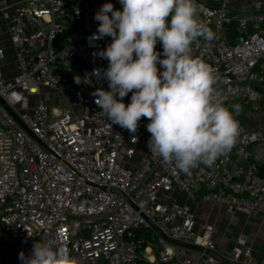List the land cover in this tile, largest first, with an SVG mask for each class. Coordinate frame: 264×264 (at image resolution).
<instances>
[{"label": "built area", "instance_id": "1", "mask_svg": "<svg viewBox=\"0 0 264 264\" xmlns=\"http://www.w3.org/2000/svg\"><path fill=\"white\" fill-rule=\"evenodd\" d=\"M225 1L195 0L198 21L213 37L198 38L192 55L216 70L225 106L240 105L241 131L231 151L190 175L149 152L146 118L133 139L94 102L98 88L110 91L107 80L90 76L108 67L94 53L112 42L89 39L98 28L94 17L105 3L122 11L119 0L14 1L7 33L16 74L4 76L0 47V98L30 134L0 105V264H22L19 253L29 256L36 242L66 246L79 264H264L242 238L228 255H217L213 228L192 230L194 213L178 200L199 198L230 213L264 216V0L234 17ZM156 50L163 53L159 42ZM44 90L64 99L62 109L36 103ZM123 102H131V93ZM244 112L252 125L240 119ZM141 215L164 237L203 251L154 239ZM141 229L152 232L150 241L135 239Z\"/></svg>", "mask_w": 264, "mask_h": 264}, {"label": "clouds", "instance_id": "2", "mask_svg": "<svg viewBox=\"0 0 264 264\" xmlns=\"http://www.w3.org/2000/svg\"><path fill=\"white\" fill-rule=\"evenodd\" d=\"M119 3L122 11L112 3L102 5L94 17L97 32L89 38H112L106 49L94 53L106 59L108 67L94 69L90 76L107 80L110 89L93 92L95 104L133 139L146 118L149 152L165 162L175 161L180 171L190 175L199 164L212 165L235 146L241 107L225 106L224 93L215 87L216 70L192 55L198 38L213 37L196 18L195 0ZM158 42L162 54L156 50ZM75 83L81 80L76 77ZM129 93L131 102L126 105L123 100ZM18 258L22 264H79L66 246L38 242L29 256L20 252Z\"/></svg>", "mask_w": 264, "mask_h": 264}, {"label": "crops", "instance_id": "3", "mask_svg": "<svg viewBox=\"0 0 264 264\" xmlns=\"http://www.w3.org/2000/svg\"><path fill=\"white\" fill-rule=\"evenodd\" d=\"M14 1L0 0V9L3 3L7 6L0 11V47L5 52V59L2 63L5 77H12L16 74V62L7 33V25L12 16L11 6ZM257 1L259 0H226L225 2L231 17H234L250 12ZM48 95L49 91L44 90L36 99V103L42 102L54 108L53 99L46 98ZM257 149L254 148L253 152L256 153ZM260 161L264 162V159L260 158ZM178 200L180 203H187L194 213V223L189 225L192 230L200 233L203 226L213 228L217 255H228L242 238V246L252 249L255 257L264 258V216L252 217L244 213H230L210 203L201 202L199 198L196 201H190L181 196Z\"/></svg>", "mask_w": 264, "mask_h": 264}, {"label": "water", "instance_id": "4", "mask_svg": "<svg viewBox=\"0 0 264 264\" xmlns=\"http://www.w3.org/2000/svg\"><path fill=\"white\" fill-rule=\"evenodd\" d=\"M57 23L62 24L64 26H67V22L64 19H59L57 20ZM53 45L56 47L58 46V40L54 41ZM0 105L7 111L8 114H10V116L13 117L14 120L17 121V123L23 128L25 129L29 134L30 132L24 127V125L19 121V119L17 118V116L11 111V109L9 108V106L5 103V101L0 98ZM237 163L240 164L243 167H246V163L245 161H243L242 159H238ZM110 192L115 193L117 195H119L121 198H123L125 201H127L130 205L131 203L129 202V200L127 199V197L120 192L119 190L115 189V188H111ZM132 206V205H131ZM133 208H135L134 206H132ZM142 218L145 220V222L147 223V225L150 227V229L152 230V232H154L158 237L163 238L167 244L169 245H173V246H177V247H181L184 249H191V250H197V251H203L202 248H198V247H194L185 243H180V242H176L174 240H171L169 238H166L162 235V233L156 228V226L147 218H145L143 215H141ZM215 255V254H214ZM216 257H218L217 255H215ZM219 258V257H218ZM223 264H227L226 262L222 261Z\"/></svg>", "mask_w": 264, "mask_h": 264}, {"label": "rangeland", "instance_id": "5", "mask_svg": "<svg viewBox=\"0 0 264 264\" xmlns=\"http://www.w3.org/2000/svg\"><path fill=\"white\" fill-rule=\"evenodd\" d=\"M197 12H198V8H197ZM198 19V15L196 17ZM46 98H49V99H53V102H54V106L55 108L57 109H62V106L64 104V99L61 98V96H58V95H53L49 92V95L46 97ZM247 112H244L243 115L240 116V119L242 120L243 123L245 124H248V125H252L254 122V118H251V115L250 114H246ZM153 236H154V239H157V235L153 232ZM157 243L156 241H152L151 242V246H155Z\"/></svg>", "mask_w": 264, "mask_h": 264}, {"label": "trees", "instance_id": "6", "mask_svg": "<svg viewBox=\"0 0 264 264\" xmlns=\"http://www.w3.org/2000/svg\"><path fill=\"white\" fill-rule=\"evenodd\" d=\"M234 23H232L229 27V31H230V35L231 37L233 36V33H234V27H233ZM152 235V232L150 230H148L147 232H144L143 229L139 230L137 233H136V236H135V239L136 240H139L142 236L144 237L145 240H148L150 241V237ZM139 264H147L146 262L144 261H141Z\"/></svg>", "mask_w": 264, "mask_h": 264}]
</instances>
